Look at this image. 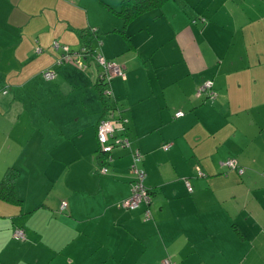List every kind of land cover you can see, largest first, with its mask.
Masks as SVG:
<instances>
[{
    "label": "crops",
    "instance_id": "1",
    "mask_svg": "<svg viewBox=\"0 0 264 264\" xmlns=\"http://www.w3.org/2000/svg\"><path fill=\"white\" fill-rule=\"evenodd\" d=\"M121 2L0 0V183L17 173L0 264H264V0H169L127 23ZM87 30L124 70L109 104L142 155L150 200L135 210L118 206L129 151L98 172L106 111L101 68L77 54ZM206 80L213 102L195 96Z\"/></svg>",
    "mask_w": 264,
    "mask_h": 264
},
{
    "label": "built area",
    "instance_id": "2",
    "mask_svg": "<svg viewBox=\"0 0 264 264\" xmlns=\"http://www.w3.org/2000/svg\"><path fill=\"white\" fill-rule=\"evenodd\" d=\"M100 42L98 41V47ZM55 50H60L62 57H72L73 52L69 51L67 47L60 46L57 43L54 44ZM67 54V55H66ZM77 54H83L101 68L100 78L106 80L107 87L103 90V97L107 103L106 116L99 121L96 127V138H97V152L100 156V166L98 172L105 175L109 171L110 165L114 161V153L118 150H128L131 156V164L128 172L133 177L131 182V194L128 198L121 201L118 206L135 210L139 208L140 204L148 203L150 200L149 190L144 184L145 171L139 166L142 161V155L137 149H133L131 142L127 136V124L128 120L118 115L113 105L109 104L112 98V93L109 87L110 79L113 76H119L124 78L123 68L115 62L109 61L104 58L101 53L89 52L84 47H81ZM66 55V56H65ZM78 64L80 62L75 61ZM60 63V61H59ZM55 71L49 69L42 72V77L45 80H52L55 77ZM5 93V91L3 92ZM195 96L197 98L204 99L205 101L213 102L216 99V93L213 90L212 80H206L199 84L195 89ZM183 115L182 112H176L175 117L180 118ZM171 147V142L166 143L162 146V150L167 151ZM227 167L234 168V161H227L225 163ZM197 176H203L202 172L198 170ZM190 190L189 183L186 185ZM65 207V203H62L61 209ZM148 217V213H146ZM13 239L16 241L25 240V236L22 230L16 229L13 233ZM162 264H171L170 259H164Z\"/></svg>",
    "mask_w": 264,
    "mask_h": 264
},
{
    "label": "trees",
    "instance_id": "3",
    "mask_svg": "<svg viewBox=\"0 0 264 264\" xmlns=\"http://www.w3.org/2000/svg\"><path fill=\"white\" fill-rule=\"evenodd\" d=\"M167 1H169V0H122L120 10L116 14L119 17H121L125 23H127L128 21L136 18L137 16H139L143 13L150 12L152 10L161 8L162 5L164 3H166ZM95 36L97 38H99L96 35V32L92 31V30L80 32V38L83 39L82 47L87 49L89 52L92 51V49H91L92 37L94 38ZM106 87H107L106 80L99 78V80L97 82V89H98L100 97L103 101L105 111L107 109V103L103 97V90ZM203 176H204V174H203ZM16 177H17V173L14 170L8 171V173L6 174V177L0 183V187L1 186L4 187L3 191L2 192L0 191V198L1 199L7 200V201H14L15 200V198H14L15 196H14V192H13V185H14ZM149 194H150V192H149ZM16 229H20V228H16ZM16 229L13 230L12 236H13V233ZM20 230H22V229H20ZM171 264H172V262H171Z\"/></svg>",
    "mask_w": 264,
    "mask_h": 264
},
{
    "label": "rangeland",
    "instance_id": "4",
    "mask_svg": "<svg viewBox=\"0 0 264 264\" xmlns=\"http://www.w3.org/2000/svg\"><path fill=\"white\" fill-rule=\"evenodd\" d=\"M155 10H159V9H155ZM152 13H154V10H152ZM102 37H103V36H101V35L99 36L100 39H101Z\"/></svg>",
    "mask_w": 264,
    "mask_h": 264
}]
</instances>
